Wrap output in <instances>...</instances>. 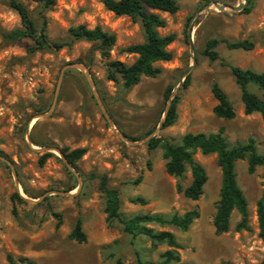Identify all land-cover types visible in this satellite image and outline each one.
I'll list each match as a JSON object with an SVG mask.
<instances>
[{"label": "rangeland", "instance_id": "1", "mask_svg": "<svg viewBox=\"0 0 264 264\" xmlns=\"http://www.w3.org/2000/svg\"><path fill=\"white\" fill-rule=\"evenodd\" d=\"M9 1L0 0V157L10 163L0 158V264H8V254L36 264L158 262L168 249L165 244L153 249L148 237L127 234L117 220L106 219L105 198L99 189L102 176L109 187L117 189L123 218L145 213L170 217L198 210V218L186 231L172 225L147 224L156 231L174 234L181 262L260 264L264 239L258 236L256 203L264 191L263 168L249 174L246 159L235 162L236 179L247 200L249 230H235L240 215L234 210L229 230L217 235L213 217L221 170L216 155H194L208 178L200 197L191 200L176 190L177 182L183 187L190 183V171L187 169L182 179L170 176L163 149L150 150L146 143L151 137L178 142L189 132L211 133L222 128L229 147L251 137L257 152L264 153L260 115L244 114L240 91L228 66L202 55L209 39H246L254 45L251 50H231L223 43L215 50L227 64L264 72V0H176L175 13L158 12L166 21L159 34H175L168 46L172 59L155 64L161 68L158 76L142 77L128 89L120 79L114 82L106 77L107 61L131 64L135 60L136 55L123 49L143 42L138 20L116 16L105 9L103 0H56L49 9L32 0H19L38 29L46 22L50 41H70L69 29L78 25L89 29L99 25L115 35L108 60L101 56L97 42L84 39L73 40L59 50L29 52L34 44L31 39L2 36L21 25ZM237 7L242 8L234 11ZM187 76L189 82L183 88ZM214 82L233 105V119L214 115ZM168 87L180 101L175 123L162 128ZM248 88L264 100V92L251 85ZM63 148L68 152L85 149L74 167L78 178L67 167ZM14 193L21 201L12 199ZM135 197L147 203H132L130 199ZM77 219L86 235L82 243L68 238Z\"/></svg>", "mask_w": 264, "mask_h": 264}, {"label": "trees", "instance_id": "2", "mask_svg": "<svg viewBox=\"0 0 264 264\" xmlns=\"http://www.w3.org/2000/svg\"><path fill=\"white\" fill-rule=\"evenodd\" d=\"M32 1L38 3L43 9H49L56 3V0ZM102 3L106 10L116 16H128L133 20H138L141 24L144 33L143 42L128 45L123 49L128 54L136 55L135 60L131 64H125L118 60H108L109 50L115 43V35L103 30L99 25L91 29L85 25L71 27L69 29L70 41H50L45 32L46 22L43 21L42 26L38 29L28 8L19 0H10L9 5L19 15L21 25L8 32H3L2 36L8 40H19L21 38L31 39L34 44L28 49L29 52L43 49L59 50L65 46H70L73 40L78 39L97 42L101 56L108 60L106 77L114 82L120 79L122 86L126 89L136 85L142 77L153 78L158 76L161 73V68L155 64L157 62H167L172 59L173 55L168 50V46L175 40V34L173 33L165 35L159 34L158 29L163 28L166 25V21L158 12L175 13L178 10L176 0H103ZM219 43H223L226 48L231 50H251L254 46L253 43L246 39L227 41L213 38L206 41L202 55L207 57L210 62L220 60L223 65L228 66L234 82L239 88L244 114L258 113L264 124V100L248 88L251 85L264 92V72H256L250 68H241L225 63L219 58L215 50ZM188 82L189 77L187 76L183 83V88L187 86ZM171 91L172 88L168 87L164 93V98L165 100H169V104L161 123L162 128L173 125L177 119V106L180 101V96L174 94L171 97ZM211 94L216 100V104L213 107L214 115L225 120L233 119L235 117L233 105L228 99L227 94L216 82L211 86ZM152 131L150 130L147 134ZM128 138L130 140H136L134 137L128 136ZM146 144L150 150L157 147L163 149L162 156L165 160V170L170 176L182 179L184 178L186 170L188 169L190 171V183L183 187L180 182H177L176 190L191 200H197L200 197L203 193V186L208 178L205 169L195 160L194 155L197 152L203 155L214 153L217 158V165L221 170L219 198L213 217L214 232L220 235L229 230L230 216L234 210L240 215V220L234 227L235 230H249L247 200L238 185L234 167L237 160L246 159L247 172L253 174L257 167H262L264 178V153L257 152L253 138L249 137L245 143L229 147L223 134V129L219 128L216 132L211 133H186L180 137L178 142L151 137ZM61 152L64 154L68 163L76 167L75 164L85 153V149L76 148L68 152L66 148H63ZM47 156H49V153L40 158V163H43ZM138 180H140V177ZM99 189L104 194V212L106 213V219L108 221L117 220L122 224L123 231L127 234L148 237L151 241V248L153 249H156L160 244H165L168 247V249L160 254V260L158 262L145 263L138 261V264H193L181 262L180 255L177 251L179 244L172 232L156 231L148 227L147 224L155 223L160 226L172 225L180 231H186L192 222L198 218L199 212L197 209L188 210L181 215L173 214L170 217L145 213L130 218H123L120 213L118 191L107 185L105 176L100 177ZM12 199L21 201V198L16 193L12 195ZM130 201L139 204L147 203L141 197L131 198ZM53 214L59 218L58 214ZM256 216L258 236L264 239V191L256 203ZM68 238L79 243L86 241V235L82 230L80 219L76 220L72 230L68 234ZM6 259L8 264H36L32 259L26 257H18L15 259L10 254L7 255ZM221 264L233 263L222 262ZM260 264H264V259Z\"/></svg>", "mask_w": 264, "mask_h": 264}, {"label": "water", "instance_id": "3", "mask_svg": "<svg viewBox=\"0 0 264 264\" xmlns=\"http://www.w3.org/2000/svg\"><path fill=\"white\" fill-rule=\"evenodd\" d=\"M218 8L220 9V10H223L224 9V6H218ZM241 8L242 7H237V8H235L234 9V11H240L241 10ZM190 49L192 50L193 49V47L191 46L190 47ZM88 81H89V83H90V85H91V87L93 88V92H94V94H95V96H96V93H95V90H94V87H93V84H92V81L90 80V78L88 77ZM174 94H172L171 93V97L173 96ZM168 104H169V100H168V103H167V107H168ZM167 107H166V110H167ZM166 110H165V112H166ZM164 115H165V113H164ZM163 118H164V116H163ZM107 119H108V121L111 123V126H112V128L115 130V131H117L116 130V128H115V125L111 122V120L107 117ZM163 121V120H162ZM162 123V122H161ZM160 126H161V124H160ZM117 133H119V132H117ZM119 136L124 140V141H127L128 142V140H127V138H126V136L125 135H123V134H119ZM1 159H3L2 157H0ZM4 161H6L5 159H3ZM7 162V161H6ZM7 163H9V162H7ZM65 163H66V165H67V167L76 175V172H75V170H74V167L71 165V164H69L68 163V161L65 159ZM10 164V163H9ZM77 176V175H76ZM77 178H78V176H77Z\"/></svg>", "mask_w": 264, "mask_h": 264}]
</instances>
